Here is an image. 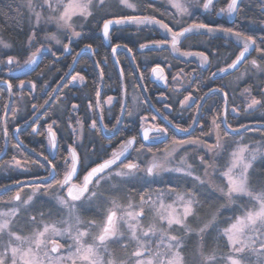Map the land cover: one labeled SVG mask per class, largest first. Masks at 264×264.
<instances>
[{
  "label": "flooded vegetation",
  "instance_id": "flooded-vegetation-1",
  "mask_svg": "<svg viewBox=\"0 0 264 264\" xmlns=\"http://www.w3.org/2000/svg\"><path fill=\"white\" fill-rule=\"evenodd\" d=\"M21 2V0L10 1L12 5L19 4L24 8ZM130 2L138 3L139 10L125 8L120 4V0H107L103 9L94 7L93 15L87 19L73 18L74 30L80 33L79 36H73L72 30L64 31V41L68 47L67 50L62 48L63 50L59 52L60 54H56L55 58L68 57V60L71 61L69 69L84 47L90 45L92 52L85 51L80 54L69 79L61 86L48 108L30 124L32 125L30 131L36 133L42 122H47V134L49 127L55 134V148L50 144V133L47 144L39 145L37 151L26 144L28 148L22 146L15 138L14 131L18 128V138L21 133H24V128L29 125L22 128L20 126L43 108L66 74L52 88L41 107H38L37 104L29 105L31 90L32 93L36 92V84L29 78L34 68L23 73L19 70L37 49L28 53L24 61H20L19 56H16L13 51L11 53V50H14L13 45L5 41L0 33V38L11 45L8 51L0 45V82H5L0 85L2 88L0 89V100L5 98L2 96L3 93L7 95L5 109L1 116L4 142L0 148V154L4 150L5 153L0 158V162L7 174L31 173L35 167L41 170L43 175L32 178L46 177L50 168V165L45 161V157H47L57 165V171L60 173L57 179H60L64 171V158L69 155L70 148H75L80 155L82 165L86 166L80 170L82 178L88 168L106 159L114 149H118L119 145L131 136L137 137L136 148L143 144L145 146L143 151L151 149V152L166 149L173 140L199 139L206 145H215L216 140L213 138L217 134V129L212 123L214 117L217 118L221 138L228 140L232 136L237 137L238 134H230L224 126L225 97L223 93H227L228 105L225 122L227 125H231L232 129L240 128L232 126L233 121L237 118L264 119V52L255 50L256 46L264 49V0H242L238 14L220 11L227 7L229 0H213V5L208 9L202 7L204 0H183V3L188 6V14L184 15L173 8L168 0H130ZM24 14L26 19L25 8ZM120 16H154L157 20L168 24L173 31H181L194 23L207 24L212 28L218 26L232 28L233 32L240 31L245 35L253 36L256 39V46L237 68L220 75V69L231 64L243 47V40H238L234 34L220 30L209 32L208 29L189 32L185 35L187 38L182 37L178 43L176 52L183 56L179 57L171 49V34L157 24L127 22L112 25L109 28V41H107L102 31L103 20ZM83 19H85V24L77 27L75 24ZM177 20L180 21L179 24L176 23ZM81 40L85 42L75 44ZM162 41H167V43H154ZM27 45H29V41ZM41 45L37 54L43 50L48 52L50 48L54 49L52 46L44 48ZM141 45L147 46L141 47ZM116 46H121V48L114 55L113 48ZM186 53L192 55H186ZM200 53L208 57L207 62H203ZM8 57L14 58L11 64L7 62ZM253 59L257 61L259 68L252 66ZM157 66L159 67L157 68ZM154 68H157L156 73L152 71ZM73 76H76L77 79L72 80ZM21 81L24 82L23 85H21ZM46 84L43 81L42 96L51 88ZM9 89L13 100L5 122V134L3 118L9 102ZM245 89L250 90V96L245 93ZM189 95L192 99L182 104L181 101H184V98ZM109 97L112 98L110 103L108 102ZM253 97L261 100L262 104L248 110L247 104ZM14 101L18 103L19 107H16L11 113ZM74 105L75 107H73ZM123 108L124 114L122 113ZM26 114L28 118L19 122ZM197 117V125L190 135L180 136L177 133L175 125L190 129ZM9 118H12L14 124L10 133L7 126ZM121 118L122 121L119 125L117 120L119 119L120 122ZM93 121H96V128L91 127ZM252 122L264 123L251 121L244 125ZM142 124L149 128L154 125L167 128L166 139L162 142L143 140ZM113 125L119 131H116L114 136L107 137L109 129L115 131ZM226 132L229 134L225 135ZM152 135L155 133H150V136ZM10 136L16 140V145L11 144ZM18 145L33 154L42 164L34 163L35 165L31 166L28 162L12 156L11 153ZM135 153L136 151H131L128 160L135 161ZM204 153V150L197 153V160L200 161L199 158ZM205 157L207 163H210V156ZM149 159L150 157L145 162L140 161L141 166L143 167L151 161ZM17 161L20 164L14 166ZM127 162L125 161V163ZM139 176L142 177L143 174ZM140 177L137 178L139 181ZM25 179L30 178L14 180L4 186ZM137 179L135 182L138 181ZM75 182L79 183V181ZM35 185L14 187L0 195V207L9 208L18 204L19 202L9 203L10 198L17 191H20L22 199H27L31 195L29 190L33 189ZM54 188L63 196L66 195V189L61 191L56 187L48 192H52ZM105 188L106 186L102 192L106 190ZM48 192L37 194L31 207L27 210L21 209L13 222V231H17L21 235L30 234L36 224L32 223L29 217L36 216L39 221L40 213H44L45 220L49 221L64 218V209ZM95 205L93 202L88 207L91 209ZM78 210L85 221L95 220L100 223L103 219V210L96 212L92 208L90 211H85L79 207ZM84 214L89 216L85 217ZM7 239L8 237L5 235L3 243H6ZM124 243L128 242H122V244ZM118 247L119 245L110 244L112 249ZM133 247L134 245L129 244L128 249L132 250Z\"/></svg>",
  "mask_w": 264,
  "mask_h": 264
},
{
  "label": "snow or ice",
  "instance_id": "snow-or-ice-1",
  "mask_svg": "<svg viewBox=\"0 0 264 264\" xmlns=\"http://www.w3.org/2000/svg\"><path fill=\"white\" fill-rule=\"evenodd\" d=\"M27 3L30 11L29 23L32 28L28 41L32 43L38 31L37 26L45 21V8L52 13L46 18V22L55 23L60 29H70L73 36H79L80 33L74 30L73 18L83 17L87 19L93 15L92 9L94 7L103 9L106 0H40L38 4L35 0H27ZM168 3L177 9L181 15L188 14V6L183 3V0H168ZM241 3L242 0H229L227 7L220 9V11L238 14ZM120 4L127 9L139 10L138 3L130 2V0H120ZM212 5L213 0H204L202 7L208 9ZM127 22L159 25L171 34V44L174 50H178L176 46L180 42V37H185V33L192 32L193 29H208L209 32L220 30L234 34L243 40V47L235 60L227 66L228 68H236L245 59L249 49L256 46V39L253 36L245 35L240 31L233 32L232 28H223L222 26L212 28L207 24L194 23L181 31H173L168 24L162 20H157L154 16H120L104 19L103 32L105 37L109 34L110 26ZM176 23L179 24L180 21L177 20ZM46 38L60 43L55 34H49ZM154 43H167V41ZM0 45L4 48L11 47L2 38H0ZM146 46L141 45V47ZM67 47V45L64 46L65 50ZM255 50L264 52V49H260L258 46L255 47ZM39 51L40 49H37L36 52H33L26 63H35L36 54ZM200 55L203 62L208 61L206 55L203 53ZM13 59V57H8L7 62L11 64ZM251 64L253 67L259 68L255 59L251 61ZM157 68L152 71L156 73ZM226 70L220 69L221 72H226ZM76 79V76L72 77V80ZM23 83L21 81V85ZM244 91L249 96L251 95L249 89ZM224 96L226 98L227 93H224ZM191 99L190 95L186 96L181 103H186ZM111 100L112 98L109 97L108 102L110 103ZM261 104V100L253 97L247 104V109H254ZM117 123H119V119ZM212 123L217 129L216 143L215 145L203 146L207 148L208 152L215 153L217 150H222L224 144L219 135V124L216 117L213 118ZM91 127L96 128V121L92 122ZM175 127L179 132H188V128H183L180 125H175ZM227 127L231 129V125ZM141 128L143 130L142 138L145 141L151 139L153 142H162L166 139L167 128L155 125L149 128L143 124ZM240 128L252 130L247 125H240ZM113 129L115 131L108 130L110 136H114L116 131H119L115 125H113ZM48 131L50 144L55 148V134L51 132V127ZM231 131L238 132L239 129H231ZM150 133H155V135L150 136ZM228 134L225 133V135ZM136 143V136L127 138L106 159L99 163L93 161L95 166L88 168L82 178L80 170L86 166L82 165L80 155L75 148H70L69 155L64 158V171L60 179H57L60 176L57 165L45 157L46 163L50 165L48 176L40 178L27 199H22L20 191H17L10 198L9 203H19L7 208V210L0 209V245H2L0 247V264H186L183 249L185 247L184 240L189 233H194L200 238L198 252L201 257V264H217L218 259H222L223 264H264V182L256 188L253 187L251 179L253 162L257 156H264V145H249L243 143L241 139L228 154V159L223 165V171H220L215 163H207L204 157H200V162L204 167V173L201 176L195 174L196 170L187 163L185 157L181 158L180 167L169 169L166 166L168 157L173 156L177 149L184 145H201L199 139L173 140V148L171 151H166L164 159H159L154 155L152 160L143 167L139 157L145 146L140 144V147L136 148ZM131 151L137 153L135 161L128 160ZM147 151L151 152V149H147ZM125 161L128 162L125 163ZM17 163L19 162L17 161ZM209 169L214 172L220 171V177L224 183L222 186H216V192H219L229 204H236L238 200L247 197L250 205H239L241 214L229 217L225 221L227 227L221 230V236L226 238L228 253L219 257L215 249L210 253H205L203 244L205 234L219 223V208L216 212L210 213L206 219L201 220L199 212L203 209L206 201L200 199L195 185L193 190L182 192L177 191L172 186L155 190V199H153L151 191H145L141 193L138 203H133L129 197L126 204L121 203L117 197L106 196L100 191L102 185L106 183L110 184L112 191H118L119 183L136 179L140 172L144 173L142 179L147 183L148 177H155L164 171L183 173L185 176L192 177L196 185L204 187L210 182ZM75 181H79V183ZM112 181H118V183H111ZM19 183L17 182V184ZM0 187L6 186L0 185ZM53 187L61 191L66 189V195L57 196L56 199L63 209H67V217L49 221L45 220L44 213H40L39 221H37L36 216L29 217L30 221L36 224L29 235L25 236L13 231V222L21 209L27 210L31 207L33 199L38 193H47ZM213 195L215 192L209 193L207 201H211ZM166 196L174 197V199L168 202ZM99 201H105L108 205L103 209L102 221L98 224L95 220H82L78 214V207L90 211L88 206ZM209 206L211 207V204ZM146 207L152 213L151 221L147 226L142 223ZM223 207L220 205V208ZM190 219L197 220L198 227L193 228L189 224ZM122 224L126 227L127 237L121 231ZM93 228L98 229L94 235L90 231ZM177 230L183 234H173ZM5 235L8 239L6 243H3ZM61 238H67L64 244L59 242ZM89 238L91 242H88ZM125 238L128 243L121 244V239ZM69 240L71 243H68ZM110 244L119 245L125 251H127L129 244L134 245V247L126 256H120L110 248Z\"/></svg>",
  "mask_w": 264,
  "mask_h": 264
},
{
  "label": "trees",
  "instance_id": "trees-1",
  "mask_svg": "<svg viewBox=\"0 0 264 264\" xmlns=\"http://www.w3.org/2000/svg\"><path fill=\"white\" fill-rule=\"evenodd\" d=\"M10 1L11 0H0V33L2 34V37L5 41L13 45L14 50H11V53L14 52L16 56H19L20 61H24L28 53L38 49L42 44L40 38L38 37L42 33V29H38V31L36 32L35 40L32 43H29V45H27L28 43L27 38L31 34L32 29L28 26L27 21L24 17L25 16L24 8L19 4L12 5ZM84 42L85 41L81 40L75 42V44H80ZM61 50L63 49L50 48L48 52H41L40 59L36 64V67L32 70V72L29 75L31 81L36 84V92L32 93V90L30 92L31 95L29 96V105L37 104L38 107H41L44 104V102L47 100L48 95L52 90V88H54V86L57 84L60 78H62V76H64L67 70L69 69L71 61L70 59L68 60V57H61L57 59L55 58V55L61 52ZM43 81L44 83H47L51 87L44 96L41 95ZM0 89L2 88L0 87ZM2 96H4L5 98L4 100H0V148L4 142L1 116L5 109L6 100H7L6 94L3 93ZM17 104L18 103L14 101L11 113L15 110L16 107H19ZM27 118L28 115L26 114L24 118L21 119L19 122ZM251 121L264 122V119L237 118L233 121L232 126L240 127V125H244ZM46 123L42 122L40 128L38 129V132L36 133H32L30 131L32 125L25 127L24 133H21L19 136L20 140L27 146L35 148V150L37 149L38 151L39 145L44 146L47 144L48 141L49 133L47 134L46 132ZM13 125L14 124L12 118H9V120L7 121L9 133L11 132ZM251 129L260 133L259 135L254 137L255 140L259 139L261 136L264 137V128L257 127ZM11 144L12 145L17 144L16 140L13 137H11ZM11 155L22 161L28 162L31 166H34L35 165L34 163L42 164V162H40V160H38L33 154H31L29 151H27L26 149H24L19 145L14 150V152L11 153ZM5 171L6 169L2 165V162H0V185L3 186L9 182H13L14 180L38 177L43 175L42 171L36 169L35 167H33L31 173H25V174L17 173V172L7 174ZM253 172H254V177L253 178L251 177L252 184L254 187L258 188L260 184L264 182V159L255 165ZM142 177L140 181L138 180L137 182L133 181L129 184L119 183L118 191H112L108 189L110 188L109 186H106L105 188L106 190L103 193L106 196L117 197L121 203H126L129 197L131 199L133 198L134 201L139 200L141 193L145 191H151L152 193H154L155 190L166 189L169 186H172L175 187L177 191L182 192L185 190H193L195 185L196 189L198 190V195H200V199L202 201H206L203 209H201L199 212V216L201 220L206 219L210 213L216 212V210L219 208V214H218L219 223L216 225L215 228L209 229V231L205 234L203 238L204 252L210 253L213 249H215L217 251L218 257L228 253L226 239L221 236V230L227 227V223L225 222L227 218L241 214V207H239V205L249 206V203L244 202V198L238 200L236 204H229L221 196L219 192H216V186L211 183H208L204 187H200L199 185H196L195 182H193V180H191L190 178L173 176V175H166L161 179L156 177H148V182L146 183L142 179ZM212 192H215V195L211 197V201H207V195ZM95 204L96 205L92 208L96 212L97 210H103L107 205L105 201H99ZM209 204H211V207L209 206ZM220 205H223L224 207L220 208ZM84 216L87 217L89 215L84 214ZM189 224L193 228L198 227L197 220L190 219ZM174 234L182 235L183 233L177 230L176 232H174ZM199 243H200V238L194 233H189L185 238L184 240L185 247L183 249V254L186 259V264H201V257L198 252ZM114 250L118 255L126 256L125 254H123L124 250L122 248L118 247L115 248ZM217 264H223L222 259H218Z\"/></svg>",
  "mask_w": 264,
  "mask_h": 264
},
{
  "label": "rangeland",
  "instance_id": "rangeland-1",
  "mask_svg": "<svg viewBox=\"0 0 264 264\" xmlns=\"http://www.w3.org/2000/svg\"><path fill=\"white\" fill-rule=\"evenodd\" d=\"M21 1H22L21 4L24 6V8L26 10V14H27L26 19L28 21V26L31 28L30 23H29L30 11H29V7H28L27 0H21ZM35 2L38 4L40 2V0H35ZM51 14L52 13L50 12V10H48L47 8H45L44 9L45 21H42L41 24L39 26H37L38 29H42V33L39 35L40 41L42 43L41 46L44 47V48H46L47 46H52L54 48H64V46L67 45V43H65V41H64V38H65L64 31L65 30L66 31L67 30L68 31H71V30L70 29H60V28H58L56 26L55 23H48V22H46V18L49 15H51ZM78 22L79 23H76L75 24L77 27L83 26L85 24V19H83L81 21L79 20ZM49 34H55L56 38L60 41V43H56V40L47 39L46 37ZM9 48H4V49L8 51ZM246 131H249V130H246ZM259 134H260L259 132L254 131V130H251L249 132H245L244 131L242 133H239L237 135V137H232V138H229L228 140L225 139V138H222V141H223V144H224V148L222 150H217L215 153L208 152L207 148L203 146V145H206L203 142H201V145H184L183 147L177 149L174 152L173 156L168 157L166 166L169 169H173V168H176V167H180L181 166V158L182 157H185L187 163L188 164H191L192 167L196 170L195 174L196 175L203 176L204 167L201 164V162L199 160H197V157H198V154L197 153H200L202 150H204L205 153L203 155H201L202 157H204V160L206 161V157L205 156H207V157L210 156V161H211L210 164L211 163H215V165H217L219 167L220 171H223V165L225 164V162L228 159V154L235 147L236 143L241 141V139L243 140V143H246V144H249V145H256V144L264 145V137L263 136H261V137L259 136L260 138L257 139V140L254 139V137L257 136V135H259ZM213 139L217 140V134H215V136H214ZM226 146H227V148H226ZM172 148H173V145L171 144L169 147H167L166 149L160 150L159 152L142 151L141 154H140V157H139V161H144L145 162L148 157H150L149 160H152V158H153L154 155L157 158H159V159H164V156H165L166 151H171ZM192 153H193V155H191ZM195 154H196V156H195L196 158L194 157ZM135 159H137V153H135ZM263 159H264V156H257V159L253 162V169H254L255 165L258 162H260L261 160H263ZM19 164L20 163L15 162V165L14 166H17ZM253 169L251 170V177L252 178L254 177ZM220 171H215L214 172L211 169H209V173H210V176H209L210 182L209 183L214 184L215 186H222L223 185L224 181L220 177ZM140 174L142 175L144 173L143 172L142 173H138L137 174V178L140 177L139 176ZM166 175L186 177V178H190L191 180H193L192 177L185 176L183 173L174 172V171H164V172H161L159 175H157L155 177L161 179V178L165 177ZM140 179H141V177H140ZM133 181H135V179L129 180V181L124 182V183L125 184H129V183H131ZM193 182H195V181L193 180ZM111 183H118V181H112ZM120 184H122V183H120ZM104 186H109L110 188H108V189L111 190L110 184H107L106 183V184H103L102 185L100 191L103 190ZM52 192H48V193H51L50 194L51 197H53L56 200V202H57V199H56L57 196L63 197V195L60 192H58L55 188H54V190H52ZM29 193L32 194V189L29 190ZM42 193L43 192H40L38 194H42ZM152 194H153V199H155L156 192H154ZM171 199H174V197H168V196H166V200L168 202H170ZM139 200L134 201L133 198H132L133 203H138ZM244 202L245 203H249L247 197H244ZM94 203H97V202H94ZM126 203H124V204H126ZM107 206L108 205H106V207ZM0 209L7 210V208H2V207H0ZM64 212H65L64 218H66L67 217V214H68L67 213V209H64ZM78 214L80 215L79 210H78ZM151 217H152V213L146 207L145 216H144V219L142 220V223L145 226H147V224L151 221ZM81 219L84 220L82 217H81ZM90 231L94 235V234H96L98 232V229L93 228ZM121 231L124 232L125 237H127L126 227L123 224L121 225ZM27 235H29V234H27ZM27 235H25V236H27ZM65 239H67V238H61L60 239V242L65 243ZM125 241L128 242V240L126 238L125 239H121L120 243L122 244V242H125ZM88 242H91L90 238H89V241ZM68 243H71V241L69 240ZM132 250H130V249H127V251L124 250V253L123 254L127 255V253H130Z\"/></svg>",
  "mask_w": 264,
  "mask_h": 264
},
{
  "label": "water",
  "instance_id": "water-1",
  "mask_svg": "<svg viewBox=\"0 0 264 264\" xmlns=\"http://www.w3.org/2000/svg\"><path fill=\"white\" fill-rule=\"evenodd\" d=\"M110 27H111V26H110ZM195 30H202V29H193L192 31H195ZM102 31H103V29H102ZM103 34H104V32H103ZM186 34H187V33H185V35H186ZM104 36H105V35H104ZM234 37H235V35H234ZM105 38H106L107 41H109L108 36L105 37ZM181 38H182V37H180V39H181ZM237 39L239 40V39H241V38L237 37ZM241 40H242V39H241ZM119 48H121V46H116V47L113 48V53H114V55H115L116 51H117ZM176 48L178 49V44H177ZM114 49H115V50H114ZM171 49L173 50L174 53L177 54L176 50L173 49V46H171ZM253 49H254V47H253V48H250V49H249V53H250ZM45 51H47V50H43V52H45ZM85 51H90V52H92L91 48H89V47H84V48L79 52V54L77 55V57H76V59H75V61H74V64H73L72 67L69 69V71L66 73V75L62 78V80L59 82V84L57 85V87H56L55 91L53 92L52 96L49 98V100L46 102V104L43 106V108H42V109H41V110H40V111H39V112H38L33 118H31L30 120H28V121H26L25 123H23V124L20 126L21 128H22V127H25V126H27V125H30L31 123H33V122L37 119V117H39V115H41V114H42V113L48 108V106H49V105L51 104V102L53 101L54 97L56 96V94H57V92L59 91V89L61 88V86H62V85H63V84L69 79V77H70L71 74L73 73L74 66H75V64H76V62H77V60H78L80 54L83 53V52H85ZM249 53H247L246 56H247ZM40 55H41V53L36 55L35 63H31V64L25 63V64L21 67V69H20L19 71H20L21 73H23V72H26V71H29V70L35 68L36 64L38 63V61H39V59H40ZM177 55H178L179 57H183L180 53L177 54ZM191 55H192V54H191ZM246 56H245V57H246ZM239 64H240V63H239ZM239 64L237 65V67L239 66ZM237 67H236V68H237ZM224 69H227L226 72H221V71H220V72H219L220 75H222V74H226V73H228L229 71H232V70L235 69V68H228V67H226V68H224ZM1 84H5V82H0V85H1ZM223 94H224V93H223ZM224 97H225V96H224ZM12 100H13V96H12L11 90L9 89V102H8V105H7V108H6L5 114H4V118H3V125H4V132H5V134H6V131H5V122H6V118H7V116H8V113H9V111H10V109H11ZM203 100H204V98H203ZM227 106H228V105H227V99L225 98L224 126H225L226 130H227L230 134H239V133H242V132L246 131V129L239 128V131H238V132H233V131H231L232 128L229 129V128L227 127L228 125H227L226 122H225V115H226V111H227ZM122 113L124 114V108H123V112H122ZM123 114H122V117H123ZM197 120H198V117L195 119V121H194L192 127H191L190 129H188V132H187V133L179 132V131L177 130L176 127H174V128H175V130L177 131V133H178L180 136H188V135H190V134L193 132L194 128L196 127V125H197ZM121 121H122V118H121V120H120V122H119V125L121 124ZM247 126H249V128H257V127L264 128V123H250V124H248ZM117 129H118V128H117ZM106 135H107V134H106ZM14 136H15V138L20 142V144H21L22 146L28 148V147H27L25 144H23V143L20 141V139L18 138V128L14 131ZM107 137H110V135L108 134ZM55 140H56V139H55ZM6 141H7V140H6ZM148 142H152V140H148ZM6 144H7V142H6ZM4 153H5V150L0 154V158L4 155ZM43 178H44V177H43ZM39 180H40V178H30V179H25V180H22V181H18V182H20L19 184H17V182L12 183V184H10V185H7L6 187L0 188V195L6 193L7 191H9V190H11V189H13L14 187L24 186V185L37 184V183L39 182Z\"/></svg>",
  "mask_w": 264,
  "mask_h": 264
}]
</instances>
